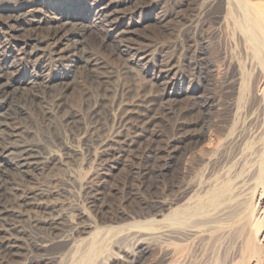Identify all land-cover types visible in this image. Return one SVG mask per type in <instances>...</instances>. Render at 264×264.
<instances>
[{
  "label": "rangeland",
  "instance_id": "rangeland-1",
  "mask_svg": "<svg viewBox=\"0 0 264 264\" xmlns=\"http://www.w3.org/2000/svg\"><path fill=\"white\" fill-rule=\"evenodd\" d=\"M34 1L0 0V66L19 91L12 93L16 113L10 109L9 114L14 117H0V144L8 132L17 134L18 145L34 147L39 164L22 170L16 155H0L4 197L35 194L27 199L18 224L24 238L17 241L21 247L17 263L28 256L32 264H63L82 239L91 237L83 234L88 230L162 220L182 208L203 175H216L222 168L233 171L237 147L264 132V92H251L259 70L254 56L263 62L261 46L248 41L231 18L233 0H42L39 7ZM246 1L264 5V0ZM109 3L112 10L106 24L94 9ZM53 16L74 19L67 30L69 38L59 46L67 48L66 56L72 58L40 73L17 55L19 49L9 41L6 25L18 39L31 34L41 38L50 32ZM83 60L90 61L88 71ZM89 75H99L101 82L94 84ZM142 115L154 119L138 124L134 148L117 157L114 152L124 149L116 138L128 134ZM192 122H198L197 130L204 134L193 149L188 145ZM231 131L238 138L235 146L217 156L214 166H205L199 158L204 153L198 149L208 146L210 139L213 148L219 136ZM104 143L107 151L102 152ZM153 204L160 206L159 214L151 210ZM43 206L56 226L31 225L32 220L44 219ZM156 230L142 229L118 245L113 242L108 252L114 256L101 264H131L132 257L139 260L137 264H177L170 253L183 251L179 263L188 264V238L168 237L165 228ZM13 234L0 224V245L14 241ZM166 238L172 243H165ZM35 244L43 249L33 258L28 251ZM216 250L196 245L191 264L207 260L216 264Z\"/></svg>",
  "mask_w": 264,
  "mask_h": 264
},
{
  "label": "bare ground",
  "instance_id": "bare-ground-1",
  "mask_svg": "<svg viewBox=\"0 0 264 264\" xmlns=\"http://www.w3.org/2000/svg\"><path fill=\"white\" fill-rule=\"evenodd\" d=\"M41 1L42 0H35L34 6H38V7L39 5L42 6L43 3ZM233 1H234L233 4L234 8H232V11L230 10V12H232L231 18L234 19L232 20L235 21L236 25L240 28L243 35L246 36V39L248 41H250L254 45L261 46L260 54L263 60L262 63L264 64V5L252 4L246 0H233ZM231 6L232 5L230 4L229 7L227 6L228 7L227 11H229V8ZM111 8H112L111 3L105 6H102V4L101 5L98 4L94 9V13L97 16V19L99 21L106 22V24L109 23L108 21L110 20V12L112 10ZM31 12H33V8L31 10H28L26 13L29 14ZM51 19L52 20L49 23L50 32L45 37H41V38L33 37L31 34L26 37L18 39L16 34L12 31L13 29L9 25H6L8 28L6 33L9 37V41L11 40L12 41L11 43L14 44L15 47H18L19 49L17 50L18 51L17 55L27 59L33 66V69L40 70L41 71L40 73H43L45 71L47 72L50 64H55V63L57 64L62 61H66V60L68 61L72 58V56L69 54L66 56L67 53L65 52L67 48L59 49V46L60 44H62L63 41L66 40V38H69L68 28L71 26V23L73 22L74 19L67 18L66 21H61L57 19V17L55 16H53V18ZM254 58L257 61L256 67L259 68V70L257 69V76L255 79V83L254 86L252 85L253 86L251 91L252 94H256L257 92H261V93L264 92V65L262 67L261 60L256 55L254 56ZM83 62L84 63L82 67L83 69L87 70L86 68L88 67L90 61L83 60ZM166 65L170 67L168 62L166 63ZM6 74H7L6 71H3V69L0 66V78H3L4 80L3 82H0V106L2 109L4 107V111L0 112V117L4 118V120L10 119V117L13 116V115L10 116L9 114L10 109L13 114L16 113V109L12 107L13 104L12 100L16 98V95L12 93H16L18 91V89L16 88L13 89L14 87L12 88L13 82L10 81L8 77H6L7 76ZM89 76L92 77V78L89 77V79L94 84L95 82L97 81L99 82L101 80L100 79L101 77L99 75L98 76L100 78L98 76H91V75ZM27 99L28 98L24 97L23 100L26 101ZM59 106L60 105L58 102L55 108L59 109ZM52 107H54L53 104ZM148 117H146V115H142L141 117L137 118L136 124L135 125L132 124L130 126V132L128 133L130 135L129 137L127 136L128 134H125L121 137L118 136V138H116L118 140L117 145L120 147L121 150L122 149L125 150V151L123 150L122 153H120L118 150H117L118 152H114V153H118L117 157L122 156L125 152H129L132 150V148H134V145L136 143L135 138L139 136L140 133V131L138 130L139 129L138 124L145 125L153 121L154 119L153 115L152 117L149 118ZM197 123H193V122L188 123V145H191L192 149L198 147L200 140L204 137L203 132L197 130L198 129ZM235 134L234 132L231 131V133H227L222 137L219 136L214 141L213 148L211 149L209 146L212 143L211 139L209 141L210 143L208 146L206 145L201 146L200 149H198L200 153H204L203 156H200L199 158H201V161L205 164V166H214L216 159H218L216 158L217 156L219 155L222 156L225 153V150L228 149L229 146L232 145L233 147L235 146L236 140L238 139L235 137ZM17 136H18L17 134L14 135L12 132L7 133V135L2 139L0 144V155L6 153L16 155V158L18 159L17 166L22 170L37 165L38 161H36V150H34V147L25 144L18 145L16 139H14ZM247 140H244L245 143L243 142V144H241L239 148L236 146L238 152H236L232 156V161H233L232 166L233 169L235 168L234 169L235 172L234 170L229 171L230 170L229 168L228 169L222 168L221 171L217 172L216 175L207 174L205 175V177L203 175L201 179H198V182L194 181V183L196 182V184L194 185V190H193L194 192L191 190L193 195L188 196L189 198L188 200H186L187 202L186 201H185L186 203L184 202L185 204L182 206L181 209L169 213L168 216L163 217L162 220L160 221L150 220L148 222H145L144 224H140L136 222V224L131 223L115 228L108 226V227H103L101 229H96L92 232L91 230H88L87 233L82 232L83 234H87V235L90 234L91 237L82 239L79 242V245L76 246L72 251H70L69 254H67L66 261H64L63 264H101L103 261H108L114 256V255L112 256L111 253L108 252V246L110 244L112 245L113 242H115V244L118 245V243L123 242V240H127L128 238L130 239V237L133 238V236H136L135 233H138V231L142 229L143 230L148 229L149 231L154 232L157 231L156 229L158 228L159 229L165 228L164 232L169 235L168 237L170 236L179 237L178 239H180V237L188 238V239L186 238L188 241V257H187L188 264H191L192 256L194 254V248L196 245H205L207 248L213 249V251L214 248H216L218 250V253L216 252L217 256H215L216 258L215 260L217 263L219 262L220 264H264V245L260 244V242L264 240V234L262 231V227L264 223V208L260 214L255 213L258 207H260L261 205L264 207V202H263L264 201V132L263 133L257 132L250 141ZM111 148L113 147L111 146ZM100 149H102V152L107 151V144L105 143L102 144L100 146ZM229 150H232V148ZM114 153L113 155H116ZM228 154L232 155L231 153ZM195 157H196L195 155H191V158L195 159ZM220 160H222V158ZM226 164H229V161ZM230 164H232V162ZM222 166L223 165H221V167ZM4 181L5 180L2 179L0 175V224L3 225V228L5 230L13 231L14 233L13 235L15 236V239L12 242H7V244H5L4 246L0 245V264H18V263L32 264L33 259L28 258V256L24 261L22 260L23 262L21 263L20 262L17 263L15 261V256H17L20 253L18 250L21 248L19 244H17V241L22 239V237L24 236L22 230L20 229V226L18 227V224L20 223L22 217L25 216V214L23 213L24 208L28 207V201L31 198H33L35 194L31 191L21 195H12L11 197L6 198L4 197V191H5ZM256 198H258V201H256ZM157 206L158 204L156 205L153 204L151 206V210H154L156 214H159L160 211L158 208L160 206L159 207ZM43 214H44L43 215L44 219L42 220L40 219L41 221L32 220L31 225H33L34 227H38L39 225H41V222H43L41 226L47 224L49 225L48 227L56 226L55 223L49 222V220L47 219L48 210L45 209L44 206H43ZM36 217L38 218V216ZM163 224H168V225L164 226ZM6 225L9 226V229L5 228ZM150 233L154 234L152 232ZM156 234L162 235L161 233H156ZM158 235H156L157 238ZM168 239L166 240L165 243H167ZM169 242L172 243V240H170ZM169 242L167 243L168 245L170 244ZM27 246L28 248L31 247V246L29 247V245ZM164 246H162V250ZM109 248L111 250L112 247ZM41 249H43L42 246L37 245L35 249L32 250L31 248V250L28 251L29 252L28 255L33 256L34 258V254L40 252ZM201 249L199 250L201 251ZM145 251H146L145 248L141 249V253H145ZM164 251L166 250L164 249ZM183 253L171 252L170 258L172 257V259H174V261L177 262L178 264L180 262V258L183 255ZM184 256L185 254L183 255V257ZM132 260L134 262H132L131 264L135 263V261H136L135 264L139 263L138 262L139 260H137L136 257H132ZM34 264H43V262L35 261Z\"/></svg>",
  "mask_w": 264,
  "mask_h": 264
}]
</instances>
